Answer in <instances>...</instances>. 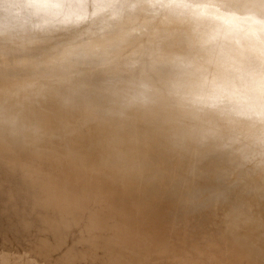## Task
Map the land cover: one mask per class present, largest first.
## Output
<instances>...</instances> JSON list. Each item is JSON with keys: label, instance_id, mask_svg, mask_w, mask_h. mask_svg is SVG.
I'll return each instance as SVG.
<instances>
[{"label": "clouds", "instance_id": "9594fccd", "mask_svg": "<svg viewBox=\"0 0 264 264\" xmlns=\"http://www.w3.org/2000/svg\"><path fill=\"white\" fill-rule=\"evenodd\" d=\"M0 164L97 206L166 183L264 264V0H0Z\"/></svg>", "mask_w": 264, "mask_h": 264}, {"label": "rangeland", "instance_id": "374dc122", "mask_svg": "<svg viewBox=\"0 0 264 264\" xmlns=\"http://www.w3.org/2000/svg\"><path fill=\"white\" fill-rule=\"evenodd\" d=\"M6 167L7 171H10L12 176H17L19 179L23 178L21 173H18L10 166H4L3 164H0V176L2 177L0 180H2L3 184L5 181H7L4 179L5 175L7 174V171L5 170ZM137 183L138 181H133L127 183V185L132 187ZM157 183L162 188H164L158 190L159 196L162 197V201H173L170 203L166 202L161 206L163 213L161 212L158 214L160 215L158 216L159 218L156 215L158 221L155 218V214H152L153 212H149L150 214L147 213L145 215L146 217H143V221H145V224L147 225H149L148 223L150 221L152 222V224L150 222V225L157 223L159 225L158 231L155 232L156 234H148L144 229H138V231L135 230L134 232H131L130 236L133 239H128L126 241L120 240V242L117 239L118 231L113 230L116 227L112 229H106L107 231L104 229L101 231V229L97 230L95 228L96 231L101 234L96 233L94 228L89 227L92 217L96 215L100 216L107 214V209L109 208L111 201L114 199V192L110 189L107 191V188H113L114 185L104 186L99 190L100 195L103 198V204L101 206L94 205L90 201L74 199L72 204L75 203L76 205H72L69 210L64 209V211H60L62 208H59V205L56 203L58 199L52 200L51 198L50 200L49 197H46L35 190L30 183H27L28 185L25 187L26 189L21 186H14L11 190L12 194L10 193V195H8L9 192L5 193L8 195L6 203L3 201L0 203L1 205H4V207H0V216L3 217V220L0 217L2 220V222L0 220L2 223H0V235L3 236L0 237V241H2V244L0 242V264H110L109 260H112L116 257H118L119 261L121 260V263L123 262V264H149V262H153V259L155 260V263L151 264H235L234 260L223 258L222 253L224 249L221 250L220 246H216L217 243L215 242V239H218L219 242L221 241V235H219V233L223 232L224 226L218 223L215 212L212 209L203 206H195L187 199L179 197L170 185L167 187V185L165 186L163 183ZM142 184L149 185L151 183L141 181L140 186ZM123 185L125 184H117L118 192L124 191L126 189L123 187ZM108 192H111V194H107ZM1 198H3V193L1 194ZM81 201H84V207H82ZM9 205L11 208L9 207L8 209ZM139 206L142 211H139ZM17 211L23 212L20 213ZM25 211H29L30 213L26 212L27 215H25ZM129 211L130 216H132L134 213L135 215L133 214L132 217H137L142 215L143 208L139 203H131ZM112 213L115 214V212L109 213L108 221L117 226L118 222H120V218L118 219L119 215L115 214L118 215V217L114 214V216H111ZM167 214L168 216L171 214V219L169 217H164ZM149 215H153L152 217L155 221H153V218ZM23 216L25 219H22ZM25 216L29 218L26 219ZM30 216L32 218H30ZM52 218H54V220ZM46 219H48V222L54 224L52 225L48 222L46 223ZM23 221L24 224L22 223ZM26 222H30L29 225H27L28 223ZM22 224L24 227H22ZM17 225H19L21 228H16ZM47 226H49V228H47ZM26 227L28 228L25 229ZM55 228L60 229L61 231L57 230V233ZM90 229L92 230L90 231ZM22 230H24V232ZM60 232H63V234H60ZM92 232H95L96 234H93ZM102 232L103 234L104 232L107 234L108 239H106L107 236L105 237V234L103 235ZM135 235H137L138 238H136L137 236ZM100 236H102L103 239ZM4 238H6L7 241H4ZM110 238L112 239L111 241ZM113 238L115 239L113 240ZM135 238L137 242L134 241ZM10 239H13V241ZM159 239L161 240L159 241ZM154 242L155 246H153ZM222 242H224V240H222ZM5 243H7V247L5 246ZM132 243L134 246L136 245V248H134V246L132 247ZM139 243L142 244L140 245L141 248H139ZM48 246H51V248ZM142 247L143 250H141ZM148 247L151 250L148 249ZM39 248H44L42 249L43 254L42 251L39 252ZM47 251L49 253H47ZM146 252H152L151 255L157 253V255L155 254L151 256L149 255L150 253L148 254ZM163 254L165 255L163 256ZM151 257L152 260H146L147 258L150 259ZM155 257H158V259L156 260ZM144 260L149 262L145 263Z\"/></svg>", "mask_w": 264, "mask_h": 264}, {"label": "bare ground", "instance_id": "6f19581e", "mask_svg": "<svg viewBox=\"0 0 264 264\" xmlns=\"http://www.w3.org/2000/svg\"><path fill=\"white\" fill-rule=\"evenodd\" d=\"M5 166V165H4ZM8 166V165H7ZM5 168V167H4ZM6 171H7V167H6V169H5ZM16 171V170H15ZM7 174L5 175V180H7V181H9V182H7V181H5L4 182V184H3V182H2V180H0V203L3 201V202H5L6 203V201H7V197H8V195H10V193L12 194V192H11V190L13 189V187L14 186H21V187H23L24 189H26L25 187H27V183H29L26 179H25V177L23 176V178L22 179H19V178H17V176H12L11 175V172L10 171H7L6 172ZM16 173V172H15ZM12 176V177H11ZM11 177V178H10ZM0 178H2L1 176H0ZM140 183H141V181H138V183L135 185V186H132V187H129L130 185H127V183H125V185H123V187H125L126 189L124 190V191H121V192H118V186L117 185H114L113 186V188H107V191H108V189H110L111 191H113L114 192V199L111 201V203H110V206H109V208L107 209L108 211H107V214L105 215V214H103V215H100V216H94V217H92V219L90 220L91 222L89 223L90 225H89V227H91V228H96L97 230L98 229H104V230H106V229H112V228H114V227H116L115 229H113V230H117L118 231V235H117V239H118V241L120 242V240L121 241H126V240H131V239H133L131 236H130V234H131V232L133 231H135V230H137L138 231V229L140 230V229H144L145 230V232L146 233H148V234H152V233H154V234H156L155 232L156 231H158V228H159V225L156 223V224H154V225H150V222L148 223L149 225H147V224H145V221H143V217H146L145 215L147 214V213H149V212H153L152 214H155V218H156V215H157V217L158 216H160V215H158L159 213H161L162 212V205L164 204V203H170V202H173V201H171V200H167V201H162V197L161 196H159V193H158V190H160L162 187L157 183V182H155V183H151V184H142L141 186H140ZM163 185H167V187L169 186L168 184H166V183H163ZM104 187V186H103ZM101 189V188H100ZM99 189V190H100ZM162 189H164V188H162ZM104 190V189H103ZM102 190V191H103ZM109 190V191H110ZM165 191V190H164ZM7 192H9V194L8 195H6L5 193H7ZM112 192V193H113ZM3 193V198H1V194ZM107 194H111V192H108ZM5 195V196H4ZM110 197V196H109ZM50 200H51V198H49ZM53 200V199H52ZM73 200L74 199H71V198H69V199H58L57 201H56V203L59 205V208H62L60 211H64V209H66V210H69V208L70 207H72V205L73 206H75L76 204L74 203V204H72V202H73ZM149 201V202H148ZM153 202H155V203H153ZM131 203H139V204H141V207L143 208V212H142V215L141 216H137V217H132L133 216V214H132V216H130V211H129V208L131 207ZM108 204V203H107ZM1 205V204H0ZM81 205H82V207H84L85 206V203H84V201H81ZM64 206H66V207H64ZM136 206V205H135ZM0 207H4V205H1ZM9 207H10V205L8 206V209H9ZM165 207V206H164ZM11 208V207H10ZM79 208H81V207H79ZM133 208V207H132ZM139 208H140V206H139ZM138 208V209H139ZM137 209V210H138ZM133 210V209H132ZM60 211H59V213H60ZM134 211H135V209H134ZM139 211H142L141 210V208H140V210ZM17 212H23V211H17ZM26 212H29V211H25V215H27L26 214ZM39 212V211H38ZM111 212H115V214H118L119 215V217H118V215H115L114 213H112V215L111 216H117L118 217V219L120 220V222H118V224H117V226H115L114 224H112L110 221H108V215H109V213H111ZM165 212V211H164ZM30 213V212H29ZM132 213V212H131ZM137 213H138V211H137ZM163 213V212H162ZM58 214V213H57ZM114 214V215H113ZM150 214V213H149ZM176 214V213H175ZM0 215H1V213H0ZM135 215V214H134ZM171 215V214H170ZM170 215L168 216V214L166 215V216H164V217H169L170 218ZM21 216V215H20ZM150 216V215H149ZM153 216V215H152ZM152 216H150V217H152ZM1 217V216H0ZM22 217V216H21ZM26 217V219H28L29 217H27V216H25ZM59 217V216H58ZM162 217V216H161ZM176 217V216H175ZM3 217H1V219H2ZM30 218H32L31 216H30ZM55 218V217H54ZM54 218H52L53 220H54ZM153 218V217H152ZM159 218V217H158ZM163 218V217H162ZM161 218V219H162ZM174 218V217H173ZM0 219V220H1ZM22 219H25L24 218V216H23V218ZM117 219V220H118ZM142 219V220H141ZM171 219V218H170ZM3 220V219H2ZM2 220H1V222H2ZM30 220H32V219H30ZM43 220V219H42ZM47 221H46V223L48 222V219H46ZM51 220V219H50ZM49 220V221H50ZM148 220V219H147ZM156 220H157V218H156ZM22 221V220H21ZM25 221V220H24ZM24 221L22 222L23 224H24ZM28 221V220H27ZM153 221H155L154 220V218H153ZM158 221V220H157ZM175 221V220H174ZM0 222V223H1ZM31 222V221H30ZM29 222V223H30ZM45 222V221H44ZM54 222V221H53ZM160 222V221H159ZM26 223H28V222H26ZM29 223L27 224V225H29ZM42 223H43V221H42ZM48 223H50V222H48ZM2 224V223H1ZM22 224V225H23ZM50 224H52V223H50ZM54 224V223H53ZM52 224V225H53ZM151 224H152V222H151ZM20 225V224H19ZM19 225H17V227L16 228H19L20 226ZM40 225V224H39ZM25 226H26V224H25ZM15 227V226H14ZM14 227H12V228H14ZM22 227H24V225L22 226ZM42 227H44V226H42ZM46 227V226H45ZM66 227V226H65ZM15 228V229H16ZM21 228V227H20ZM28 227H26L25 229H27ZM47 228H49V226H47ZM54 228V227H53ZM41 229V228H40ZM52 229V228H51ZM96 229L94 230V231H96ZM13 230V229H12ZM55 230H56V232L58 233V231L57 230H60V229H57V228H55ZM88 230V229H87ZM92 229H90V231H91ZM143 230V231H144ZM23 232H24V230H22ZM21 231V232H22ZM26 231V230H25ZM38 231V230H37ZM41 231V230H40ZM44 231V230H43ZM47 231H48V229H47ZM61 231V230H60ZM100 231V230H99ZM102 231V230H101ZM107 231V230H106ZM116 231V232H117ZM88 232V231H87ZM114 232V231H113ZM141 232V231H140ZM38 233H39V231H38ZM37 233V234H38ZM48 233H49V231H48ZM93 233V232H92ZM95 233V232H94ZM93 233V234H94ZM96 233H98L97 231H96ZM95 233V234H96ZM107 233V232H106ZM110 233V232H109ZM137 233H139V232H137ZM136 233V234H137ZM222 233L223 232H221V233H219V235H221L220 237H221V241L219 242L218 241V239L216 240L215 239V242L217 243L216 244V246L217 247H221V250H223L224 249V247H226V245H230L231 244V242L230 241H227V240H225L224 238H223V236H222ZM51 234V233H50ZM60 234H63V232L61 233L60 232ZM98 234H101V233H98ZM102 234H103V232H102ZM104 234H105V232H104ZM103 234V235H104ZM116 234V233H115ZM55 235H56V233H55ZM114 235V234H113ZM2 235H0V237H1ZM6 236V235H5ZM98 236V235H97ZM107 236V234H105V237ZM116 236V235H115ZM133 236V235H132ZM135 236H137V235H135ZM134 236V237H135ZM146 236H147V234H146ZM152 236V235H151ZM3 237V236H2ZM51 237V236H50ZM56 237H58V236H56ZM89 237H90V233H89ZM96 237V236H95ZM101 238H102V236H100ZM111 237V236H110ZM131 237V238H130ZM153 237V236H152ZM136 238H138V236L136 237ZM136 238H135V240L134 241H136L137 242V240H136ZM151 238V237H150ZM5 240L4 241H7L6 240V238H4ZM58 239H60V238H58ZM91 239V238H90ZM89 239V240H90ZM103 239V238H102ZM105 239V238H104ZM106 239H108V236L106 237ZM115 238H113V240H114ZM116 239V240H117ZM3 240V239H2ZM10 240H12L13 241V239H10ZM92 240H95V239H92ZM112 239L110 238V241H111ZM151 240V239H150ZM154 240H155V238H154ZM153 240V241H154ZM161 239H159V241H160ZM222 240H224V242H222ZM56 241H58V240H56ZM91 241V240H90ZM108 241V240H107ZM106 241V242H107ZM133 241V240H132ZM152 241V242H153ZM157 241V240H156ZM158 241V242H159ZM1 242V244H2V241H0ZM46 242V241H45ZM44 242V243H45ZM60 242V241H59ZM147 242V241H146ZM151 242V243H152ZM11 243V242H10ZM121 243H123V242H121ZM129 243V242H128ZM145 243V242H144ZM148 243V242H147ZM151 243H150V245H151ZM157 243V242H156ZM0 244V245H1ZM6 244L7 243H5V246H6ZM14 244V243H13ZM57 244V243H56ZM160 244H161V242H160ZM160 244L158 243V245L160 246ZM10 245V244H9ZM132 245V247L134 246V244L132 243L131 244ZM140 245H142L141 243H139V248H141V246ZM147 245V244H146ZM153 245V244H152ZM163 245V244H162ZM4 246V247H5ZM43 246H44V244H43ZM153 246H155V242H154V245ZM7 247V246H6ZM45 247L47 248V246L45 245ZM44 247V248H45ZM48 247H50L51 248V246H48ZM138 247V246H137ZM144 247V246H143ZM143 247H142V249L141 250H143ZM29 248V247H28ZM40 248H41V246H40ZM39 248V249H40ZM44 248H42V249H44ZM46 248H45V250H46ZM134 248H136V245L134 246ZM134 248H132V249H134ZM146 248V247H145ZM150 248H151V246H150ZM149 247H148V249H150ZM12 249H13V247H12ZM35 249V248H34ZM42 249H40V251L39 252H41L42 251ZM14 250V249H13ZM30 250V249H29ZM32 250V249H31ZM44 250V251H45ZM151 250V249H150ZM149 250V251H150ZM48 251H49V248H48ZM47 251V253H49ZM130 251V250H129ZM13 252V251H12ZM38 252V253H39ZM143 252V251H142ZM141 252V253H142ZM46 253V254H47ZM138 253V252H137ZM146 253H148V252H146ZM150 253V254H149ZM148 254L149 255H151L152 254V252H149ZM163 253V252H162ZM161 253V254H162ZM42 254H43V251H42ZM68 254V253H67ZM67 254H65V255H67ZM143 254H145V253H143ZM147 254V255H148ZM157 255V253H154L153 255ZM166 254V253H165ZM165 254H163V256L165 255ZM167 254H168V252H167ZM153 255H151V256H153ZM162 256V255H161ZM162 256V257H163ZM169 256V255H168ZM26 257V256H25ZM39 257V256H38ZM41 257V256H40ZM141 257V256H140ZM150 257V256H149ZM160 257V256H159ZM170 257H173V256H170ZM169 257V258H170ZM45 258H46V256H45ZM154 258V257H153ZM156 258V260L158 259V257H155ZM167 258V257H166ZM168 258V259H169ZM1 259V258H0ZM3 259V258H2ZM51 259V258H50ZM54 259V258H53ZM146 260H152V257L150 258V259H146ZM146 260H144V262L146 263H148L149 261H146ZM162 260V259H161ZM232 260H234V259H232ZM1 261V260H0ZM43 261V260H42ZM50 261V260H49ZM48 261V262H49ZM164 261V260H163ZM235 261V260H234ZM12 262V261H11ZM40 262V261H39ZM47 262V261H46ZM52 262V261H51ZM157 263H159L160 262V260H159V262L158 261H156ZM53 263V262H52ZM56 263V262H55ZM109 263L110 264H123V262L121 263V260L119 261V258L118 257H116V258H114V259H112V260H109ZM151 263H155V260L153 259V262L151 261ZM150 262H149V264H151ZM162 263V262H161ZM173 263V262H172ZM17 264V263H16ZM42 264V263H41ZM67 264V263H66ZM144 264V263H143ZM160 264V263H159ZM180 264V263H179ZM188 264V263H187Z\"/></svg>", "mask_w": 264, "mask_h": 264}]
</instances>
